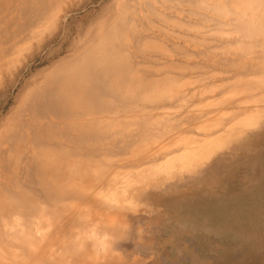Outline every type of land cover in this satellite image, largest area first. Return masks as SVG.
Here are the masks:
<instances>
[{
	"label": "bare ground",
	"instance_id": "6f19581e",
	"mask_svg": "<svg viewBox=\"0 0 264 264\" xmlns=\"http://www.w3.org/2000/svg\"><path fill=\"white\" fill-rule=\"evenodd\" d=\"M86 2L0 0V43L9 30L15 40L0 48V96L61 38L0 125V264H96L85 247L92 236L74 231L115 215L125 222L135 197L146 202L145 187L202 174L264 116V0H116L73 36L69 17ZM198 44L206 50L193 51ZM239 90L258 92L255 109L239 97L222 100ZM201 91L216 99L195 103ZM252 110L255 116L228 126L231 111ZM213 114L226 115L224 122ZM206 117L212 123L194 132ZM116 184L125 189L111 192ZM119 189L130 201L115 197ZM69 232L80 239L69 241Z\"/></svg>",
	"mask_w": 264,
	"mask_h": 264
},
{
	"label": "rangeland",
	"instance_id": "374dc122",
	"mask_svg": "<svg viewBox=\"0 0 264 264\" xmlns=\"http://www.w3.org/2000/svg\"><path fill=\"white\" fill-rule=\"evenodd\" d=\"M115 2L116 0H87L81 11L69 17L68 28H70L72 35L74 36L75 34L76 36L77 31L81 30L82 27H86L94 15L95 17L99 16V13L102 14V12L103 14H108ZM153 29L158 30V28ZM10 32L12 33L13 30H9L8 34H5L7 39L8 37L13 38ZM3 38V43H0L1 49L8 47L9 43L7 42L11 41L10 43L13 44L15 41L9 38L10 40L8 39L9 41L6 42L5 36ZM204 38L206 40L209 39L208 35L204 36ZM60 42L61 38L49 45L38 55L37 60L29 68L23 69L24 71L20 76L16 77V80L7 81L6 85L8 86L11 83H16V85L11 92H4L0 96V125L10 117L11 108L16 105V100L14 101V99L19 94V90L25 81L33 77V73H37L42 68L39 63L40 59L49 50L57 48ZM4 44L7 45L5 46ZM199 45H194L191 48L193 51L196 50L198 52L206 50L204 47L207 46L206 44ZM209 64L211 65V63ZM224 69H228V67H224ZM220 71L224 72L222 69ZM224 76L227 79L229 74ZM259 78L264 80V76ZM217 79L221 81L220 78ZM188 84L187 82L182 83L185 90L187 88L185 86ZM194 89L193 93L196 91V88ZM244 91L226 93L223 95L222 100L226 96L229 97L230 101L232 98L234 100L239 97L249 101V104L243 105L245 109H255L256 107L252 102L258 92ZM202 92H200L198 99H196L198 97L196 95L194 101L198 100L201 102L203 97L206 101L205 103H211L216 99L214 93H208L210 97L207 94V97L204 98L205 96H203ZM193 93L192 95H194ZM239 93L242 94L239 95ZM197 94H199V90ZM186 99L190 100L189 98ZM209 100L212 101L209 102ZM194 101L190 100L189 102L193 103ZM189 102L187 101V103ZM263 102L259 104V109H264ZM3 104L5 106L1 108ZM244 114L239 115L235 111H231L227 116L222 115L219 117L223 121V116L227 118L230 115V118L228 117L230 121L228 126H230L242 121L245 117L249 118L252 115H256L253 110ZM216 116L212 117L211 115L209 118L211 117L210 119L213 120ZM232 116L233 118L235 117L234 120L231 119ZM260 117L262 122L259 126L245 130L241 137L231 140L226 147L216 152L203 164L201 167L202 174L188 171L174 174L169 180L165 179L163 184H158V187H145L146 185H142L146 190L140 197H145L146 202L135 197L132 200V209L125 211L130 217L125 222L116 215L114 218L113 214H106L104 220L110 219L109 216H112V222H86V227L83 226V228L81 226L82 229L79 230H76L78 229L76 227L80 228V226L76 225V232L73 230L75 234L80 232L81 237H83L81 232L83 230L84 237L92 236L89 241L86 238L85 247L94 255L92 257L96 261L94 263L264 264V116L261 115ZM209 118L206 117L199 120L193 125V130L197 129V124L198 126L200 125V129L209 125V122L212 121ZM204 119L206 121L208 119V123H204L206 122ZM201 122L204 124L203 126ZM225 122H227V119ZM200 129L198 130L199 132L197 131L199 135L201 134ZM186 135L188 133L181 136L177 135L176 138L184 140ZM191 136L189 134L188 138H191ZM188 138L186 137L185 140ZM129 177L127 176L126 179H132ZM115 186L111 192H116L115 189H118L120 185L117 187L116 184ZM121 186L124 188L122 184ZM123 188L122 191L125 189ZM119 190L115 197H120L122 202L125 200L130 201L131 195L129 193L122 194V191L120 190L119 192ZM128 196L130 199H128ZM91 232H94V235ZM80 233L77 235L79 236ZM77 235L69 232L66 238L71 241L69 237L74 238L75 236V239L72 238L75 241L79 238L76 237ZM57 236L54 238L56 242L61 239L62 234Z\"/></svg>",
	"mask_w": 264,
	"mask_h": 264
}]
</instances>
